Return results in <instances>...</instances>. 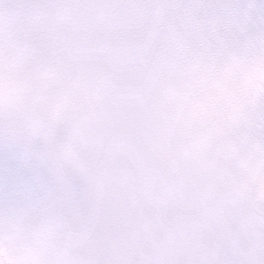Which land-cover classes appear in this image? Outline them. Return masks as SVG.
<instances>
[{
    "label": "snow or ice",
    "instance_id": "obj_1",
    "mask_svg": "<svg viewBox=\"0 0 264 264\" xmlns=\"http://www.w3.org/2000/svg\"><path fill=\"white\" fill-rule=\"evenodd\" d=\"M0 264H264V0H0Z\"/></svg>",
    "mask_w": 264,
    "mask_h": 264
}]
</instances>
